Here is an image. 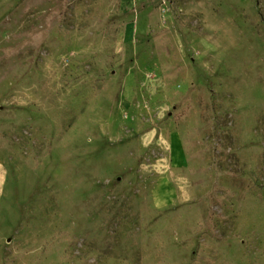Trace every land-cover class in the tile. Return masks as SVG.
Returning <instances> with one entry per match:
<instances>
[{
  "label": "rangeland",
  "instance_id": "rangeland-1",
  "mask_svg": "<svg viewBox=\"0 0 264 264\" xmlns=\"http://www.w3.org/2000/svg\"><path fill=\"white\" fill-rule=\"evenodd\" d=\"M0 264H264V0H0Z\"/></svg>",
  "mask_w": 264,
  "mask_h": 264
}]
</instances>
